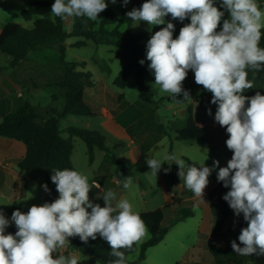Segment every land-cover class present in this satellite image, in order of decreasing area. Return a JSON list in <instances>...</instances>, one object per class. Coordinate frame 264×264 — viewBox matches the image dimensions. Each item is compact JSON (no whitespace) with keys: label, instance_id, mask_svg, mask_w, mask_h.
<instances>
[{"label":"clouds","instance_id":"9594fccd","mask_svg":"<svg viewBox=\"0 0 264 264\" xmlns=\"http://www.w3.org/2000/svg\"><path fill=\"white\" fill-rule=\"evenodd\" d=\"M129 2L122 0L123 6ZM107 7L106 0H55L50 16L62 21L86 18L95 22ZM169 14L181 23L190 20L176 38L175 25L165 19ZM126 16L136 25L146 22L149 30L166 25L151 35L146 45L148 68L155 77L153 87L158 86L159 93H167L177 103L191 102L189 91L183 88L191 70L195 83L212 94L211 103L217 105L214 120L226 128L229 138L225 143L233 153L226 167H220L218 160L211 167L205 162L197 167L186 164L175 153L163 159L149 154L145 161L149 174L157 179L162 165L174 163L185 187L204 201L209 176L218 169L217 181L230 189L223 200L236 217L242 214L247 222L238 236L240 243L231 241L233 251L240 256H264V95L259 91L254 96L242 94L254 87L247 70H264V48L259 46L264 10L257 0H219V7L216 0H145ZM180 94L183 100L177 99ZM208 114L212 115L211 109ZM51 181L59 193L53 202L32 205L26 213L17 209L10 218L0 210V264H81L70 254L54 257L53 253L69 247V238L78 236L87 243L98 235L110 246L113 259L108 264H128L131 257L122 249L131 252L134 245L150 238L139 212L127 198L118 199L114 190L102 195L101 207L89 197L92 187L100 185L90 183L87 175L57 169ZM122 183L124 189H130L133 179L127 176ZM42 188L50 191L47 184ZM12 224L17 229L14 234L6 232Z\"/></svg>","mask_w":264,"mask_h":264},{"label":"rangeland","instance_id":"374dc122","mask_svg":"<svg viewBox=\"0 0 264 264\" xmlns=\"http://www.w3.org/2000/svg\"><path fill=\"white\" fill-rule=\"evenodd\" d=\"M38 1L47 2L48 4L45 6L36 5L35 2ZM144 2L142 0H132L133 7L139 4L142 5ZM257 3L259 5L264 4V0H257ZM52 4V0H4V4L0 7V31L9 23H16L24 28L32 29L35 21L39 19H53L54 17L50 16ZM110 5L119 14L120 5L118 1L115 4L110 2ZM216 6L219 7V0H216ZM24 11L30 12V18L26 19L23 16ZM168 17L169 22H172L175 26L179 25V20H172L170 14ZM227 18L228 15L225 19ZM165 26H154L149 30V25L146 22L141 21L138 25L133 22L131 31L135 35L154 34ZM97 27L95 25L93 29H97ZM65 29L68 33L71 32L72 19L65 21ZM125 29L126 26H121V30ZM219 30L217 28V31ZM77 40L73 37L66 39L65 60L68 62L85 61L87 63L85 70L92 73L96 90H102L106 94L105 99L97 97L98 109L100 110L103 107L110 110L111 113H115L120 124L128 120V129L136 145V153H134V157L131 155L124 133L114 129V126L104 125L102 123L103 119L97 117L70 115L59 118V126L64 136H67L65 129L69 127L97 131L106 137V146L116 158L126 165H134L135 161L142 156L140 146H145L148 141L151 142L154 138L151 132L145 131V127L150 122L151 110L155 108L159 121L166 127L167 136L157 147L150 148L145 153V159L149 154L163 159L166 154H169L170 139L173 144V153L185 159L186 164L195 162L200 166L205 162L206 166L211 167L213 161L218 160L220 167L227 166V162L233 155L225 143L229 138V134L226 132L225 127H221L215 122L214 116L217 105L211 103L212 94L205 91L202 85L195 83L194 73L191 70L188 71L187 77L183 81V88L189 91L192 100L191 102L184 101L180 103L171 100L167 93H159L158 86L153 87L155 83L153 73H148L145 76V82L150 90L151 97L156 102L154 105H149L140 99L134 76L128 78L124 89H119L113 84L122 67L121 61L117 60L113 54L114 51L119 50V40L102 36L97 45L90 43L85 47L76 48L72 44ZM247 71L248 79L254 80V87L242 94L254 96L259 91L264 95L262 85L264 84V70L253 72L249 69ZM61 74L58 44L56 42H50L42 49L31 52L27 59L20 62L15 68L10 66V57L0 51V92L7 93L2 94V96L0 94V114L14 111V103L17 105L29 103L38 114L42 115L60 112L64 105V90L57 86ZM11 94L13 98L9 96ZM19 94L20 98L18 97ZM120 94H123V97H120ZM88 98L92 100V96ZM177 99L183 100V95H178ZM87 102L92 107L94 106L89 100ZM202 104L207 105L212 110V115L208 114V109H205ZM189 117L196 122L197 127L207 129V139L204 141H173L175 131L185 127ZM37 122L42 123L43 121L38 119ZM117 145L119 147L116 148ZM71 160L76 171L87 175L90 183L100 164V170L106 172L110 167L105 163L104 152L100 150L95 151V160L92 164H89L87 147L80 138H74V150ZM169 167L170 171L165 172L164 169ZM113 170V173L109 172L106 179L107 189L114 190L118 199L127 198L135 211L141 213L153 211L160 207L164 208L163 221L166 226L179 216L181 206L178 202L180 200L187 201L184 205L185 208L194 212L192 217L170 227L168 233L158 245L147 249L145 253L146 264H185L186 254L192 255L193 258L197 254L204 257V254H213L210 250L213 246L217 250H222L225 245L231 246V241L219 242L224 238L225 231L220 230L219 233H214L211 240L207 236L209 230L227 229L230 226V220L236 217L228 203L222 198L225 192L220 189L219 194H217L214 191L218 187V169L213 170L209 176V184L204 191V201L196 198L185 187L183 179L178 176L179 167L174 163L171 166L168 164L162 165L157 179L151 176L149 172L141 174L134 169L133 185L127 190L121 189L120 175L117 173L116 167H113ZM30 174L37 180H29L26 183L27 196L20 200V205L23 206H19L25 209L32 205H42V202H40L39 179L44 178V172L32 171ZM6 205V199L0 196V206L6 207ZM210 212L215 215L217 220L212 225L206 222V215ZM219 219L222 220L218 221ZM235 235H238V233H235ZM148 239L146 238L144 241ZM236 242H239L238 238ZM142 243L136 245L137 252L133 255L134 258L138 256ZM218 254L222 253L219 252ZM82 258V260H79L81 264H87L83 261H86L85 257Z\"/></svg>","mask_w":264,"mask_h":264},{"label":"trees","instance_id":"16d2710c","mask_svg":"<svg viewBox=\"0 0 264 264\" xmlns=\"http://www.w3.org/2000/svg\"><path fill=\"white\" fill-rule=\"evenodd\" d=\"M120 5V16L117 17L109 5V0H106L108 7L105 11L99 14L98 21H91V27L85 25L86 18H73L72 30L70 33L65 29V21L59 18L47 19L42 18L34 23L32 29L24 28L16 23L6 24L0 31V51L10 57V66L15 68L20 62L25 61L31 52L42 49L50 42L58 44L59 65L61 67V78L57 82V86L64 90V105L60 112L51 114H38L29 103H23L18 108L10 113L0 114V137L13 139L22 142L25 146V156L19 161L18 169L23 171H43L45 175V184L48 185L49 192L46 196V202L51 203L59 197L55 184L51 181V175L54 170H63L65 168L76 170L72 164L71 156L74 150V138H80L87 147L88 162L92 164L95 160V151L104 152L105 163L109 166H115L117 173L120 175V187L123 188L125 177L131 176L134 178V169L141 174L149 171L144 158L145 153L154 148L162 138L167 136L166 127L159 121L155 108L150 112V122L146 125L145 131L148 130L154 136L151 142H147L145 146H140V156L134 165H126L124 162L116 158L106 146V137L97 131H89L69 127L65 129L67 136L63 135V131L59 126V118L75 115L81 117H97L99 114L90 107L85 101V90L94 86L93 75L90 71H86L87 63L68 62L65 60V41L73 37L78 39L72 44L73 47L81 48L88 45L89 42L97 44V36L115 38L120 41L119 50L113 52L114 57L121 61L122 67L115 77L113 84L124 89L127 85V80L130 76H134L137 84L139 97L145 103L154 105L156 102L151 97L149 88L145 82V76L151 71L148 68L150 63L146 59L147 42L153 34L135 35L131 31L132 20L128 19L126 13L130 10V3L123 6L122 0H117ZM55 0H52L54 3ZM4 4V0H0V7ZM36 5L45 6L47 2H35ZM264 10V5H259ZM136 8H140L137 6ZM223 11V9H220ZM23 16L30 18V12L24 11ZM228 14L225 12V15ZM169 22V17L165 18ZM225 19V16H224ZM190 23L186 19L182 25L175 27L173 38L179 35V31L184 24ZM97 25V29L93 27ZM126 26L125 30H121V26ZM107 26H113V29L108 30ZM222 28V22L218 26ZM262 37L259 46L264 48V28L261 29ZM145 63L141 65L140 60ZM123 97V94H120ZM205 109H210L207 105L202 104ZM42 119V123L37 120ZM130 135V130L127 129ZM131 136V135H130ZM208 137L207 129L197 127L196 122L190 117L185 127L177 129L173 141H204ZM133 139V138H132ZM170 141L169 154L173 153V144ZM119 145L116 146V148ZM197 163L192 162L188 165ZM174 179V178H173ZM220 189L226 192L229 188H225L222 182H219L218 187L214 190L219 194ZM96 191L92 187L89 197ZM187 201L180 200L178 204L181 206L179 216L174 219L168 226L163 225V211L141 212L139 213L144 220L150 232V238L144 241L140 247L139 254L135 260L130 259L128 264H146L145 253L147 249L158 245L168 233L170 227L180 221H183L194 215L193 210L185 208ZM19 209L21 212H27L28 209L19 207L16 203L10 207L0 206L6 217H11L13 211ZM90 211V210H89ZM247 227V222L244 221L243 215L235 217L229 231L235 230L239 226ZM17 231L16 227L10 228L8 233L14 234ZM70 249L80 253L88 258L90 264H108L111 249L108 243L97 236L96 240L91 238L87 243H83L79 237L69 238ZM238 244L240 242H237ZM212 255L218 264V257L222 253L226 262L229 264H244L246 261H252L254 264H264V256H240L236 254L231 246L225 249L217 250L215 246L210 248ZM126 252V255L132 257L137 252V246H133V250Z\"/></svg>","mask_w":264,"mask_h":264},{"label":"crops","instance_id":"0c3cea01","mask_svg":"<svg viewBox=\"0 0 264 264\" xmlns=\"http://www.w3.org/2000/svg\"><path fill=\"white\" fill-rule=\"evenodd\" d=\"M142 1H145V0H142ZM129 3H130V10H132L133 8H136L137 6L141 7V4L136 5V7H133L132 0H130ZM109 5H110V0H109ZM262 5H264V4L262 3ZM110 7H111V5H110ZM113 12L115 13V15L117 17L120 16V12H119V14H117L114 10H113ZM227 15L228 14L225 15V18ZM181 24L182 23L180 22L179 25H181ZM85 25L87 28H90L91 27V21L86 19ZM179 25H177V26H179ZM177 26H175V27H177ZM107 29L111 30V29H113V26H107ZM100 37H102V36L101 35L97 36V42L99 41ZM90 43L91 42H89L88 44H90ZM80 62H82V61H80ZM254 78L255 77L253 75V79ZM262 85L264 88V84H262ZM96 89L97 88L95 87V83H94L93 87L87 88L85 90V101L87 102V100H89V102H91L94 105L92 107L87 102L90 105V107L92 109H94V111L99 114L97 116V118L103 119L102 123L104 125L114 126V129H116L119 132H122V133H124V135H126V138H127L130 150H131V155H133V157H134V153H136L135 152L136 151V145H135L132 137L127 132V129L129 128V126L127 124L128 120L124 121L122 124H120V123H118L119 121L117 120V115H115V113H111L110 110L103 108V107L99 110L98 109L99 104H98V101H96L97 97H99V98L103 97L105 99L106 94L104 92H102V90H96ZM4 93L7 94L6 92L1 91L0 92L1 96ZM114 93H116V92H114ZM9 96H11L13 98L12 94ZM91 96H92V100L88 98ZM18 97L20 98V94L18 95ZM18 106L19 105L14 103V111L18 108ZM163 139L164 138H162L158 143H156L155 147H157ZM145 155H144V158H145ZM24 156H25V146L22 142H19V141L13 140V139L0 137V196L4 197L6 199V201H7L6 207H10L14 203H16L18 206H23V205H20L21 204L20 200L22 198H26V196H27V193L25 190V186H26L27 181L37 180V179H35V177L32 176V174H30V172H32V171H23V172L19 171L17 166H18L19 161H21L24 158ZM105 160H106V157H105ZM113 167H115V166L108 167L109 169L106 172L105 170H100V168H101V164H100L96 170V175L91 180V182L96 181L100 185V187L94 186L96 188V191L90 197V199L92 200V202L94 204L95 203L100 204L101 207L104 206V201L101 197L108 190L107 189L108 187L106 185V179L108 177L109 172L113 173V171H114ZM33 172H36V171H33ZM33 175H35V174H33ZM39 182H40L39 187H40V191H41L40 192V202H42V204H43L46 202V196L48 194V192H45L42 188V185L45 184V175H44V178L39 179ZM218 184H219V182L217 183V185ZM217 185L215 186V188L217 187ZM29 208L30 207H27L28 210H29ZM158 211H164V208L160 207L158 209H155V210L149 211V212L156 213ZM163 213L165 216V212H163ZM206 216H207L206 222L209 223L210 225H212V223L214 221H217L215 219V215L212 214V212H210ZM234 219L235 218H232L230 220V225ZM220 220H222V219H219L218 221H220ZM162 224L164 225V221L162 222ZM12 227H15V225L12 224L9 228L6 229V231H8ZM242 228H245V226H243V225L239 226L233 231H229V227L227 229H217L216 231L215 230H212V231L209 230V233L207 236H208V239L211 240L214 233H219V231L222 230V231H225L226 234H225L224 238L219 242H222V243L228 242V241L236 240L238 238V236L240 235V231ZM235 233H238V235H235ZM227 247H228V245H225L224 247H222V249H225ZM53 254H54V257L57 254H70L72 256L77 257L78 260H82L83 259L82 257H84L80 253H78L77 251H75L73 249H70L69 247H67L66 249H58L57 252L53 253ZM186 255L189 256L188 254H186ZM186 257H185V261H184L185 264H215L216 263L215 258L212 254H204V257H201L200 254H197V256L195 258H193L192 255H190L187 258ZM136 258H134L133 256L131 257V259H133V260H135ZM85 259H86V261L85 260H83V261L86 262L87 264H90L88 258L85 257ZM218 262H219L218 264H229L226 262V259L223 257L222 254L219 255ZM244 264H254V263L252 261H246Z\"/></svg>","mask_w":264,"mask_h":264}]
</instances>
